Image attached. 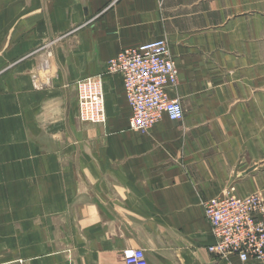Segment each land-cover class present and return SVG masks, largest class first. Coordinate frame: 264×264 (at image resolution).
Returning <instances> with one entry per match:
<instances>
[{
	"label": "crops",
	"instance_id": "obj_1",
	"mask_svg": "<svg viewBox=\"0 0 264 264\" xmlns=\"http://www.w3.org/2000/svg\"><path fill=\"white\" fill-rule=\"evenodd\" d=\"M157 39L184 115L138 133L106 65ZM98 74L106 122H79ZM227 193L264 200V0H0V264H244L208 252Z\"/></svg>",
	"mask_w": 264,
	"mask_h": 264
},
{
	"label": "built area",
	"instance_id": "obj_2",
	"mask_svg": "<svg viewBox=\"0 0 264 264\" xmlns=\"http://www.w3.org/2000/svg\"><path fill=\"white\" fill-rule=\"evenodd\" d=\"M105 74H116L123 84L130 108V130L146 133L162 117L181 121L180 101L169 97L176 88L177 68L168 50V40L157 39L135 48H125L108 60ZM79 122H106L103 74L75 82ZM203 214L211 229L214 245L208 252L216 258L236 256L247 264H264V200L259 194L243 198L232 194L203 203ZM124 264H148L145 251L123 252Z\"/></svg>",
	"mask_w": 264,
	"mask_h": 264
},
{
	"label": "rangeland",
	"instance_id": "obj_3",
	"mask_svg": "<svg viewBox=\"0 0 264 264\" xmlns=\"http://www.w3.org/2000/svg\"><path fill=\"white\" fill-rule=\"evenodd\" d=\"M77 119H78V117H77Z\"/></svg>",
	"mask_w": 264,
	"mask_h": 264
}]
</instances>
